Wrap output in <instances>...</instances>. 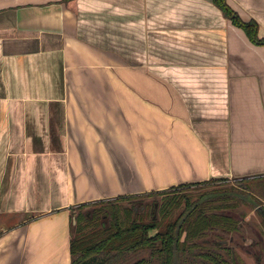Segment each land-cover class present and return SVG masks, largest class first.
I'll return each instance as SVG.
<instances>
[{
    "label": "crops",
    "instance_id": "0c3cea01",
    "mask_svg": "<svg viewBox=\"0 0 264 264\" xmlns=\"http://www.w3.org/2000/svg\"><path fill=\"white\" fill-rule=\"evenodd\" d=\"M221 178H264V43L213 0H0V264H70L79 203Z\"/></svg>",
    "mask_w": 264,
    "mask_h": 264
},
{
    "label": "trees",
    "instance_id": "16d2710c",
    "mask_svg": "<svg viewBox=\"0 0 264 264\" xmlns=\"http://www.w3.org/2000/svg\"><path fill=\"white\" fill-rule=\"evenodd\" d=\"M213 1L249 38L264 43V38L257 36L255 20L244 22L225 0ZM209 181L141 193L157 198L145 209L134 204L138 194L79 203L70 216V264H244L237 248L225 237L238 231L240 220L228 211L236 206L233 191L200 193L193 198L187 191ZM217 197L222 202L206 206ZM122 201L132 202L123 205ZM255 206L260 213L264 209Z\"/></svg>",
    "mask_w": 264,
    "mask_h": 264
},
{
    "label": "rangeland",
    "instance_id": "374dc122",
    "mask_svg": "<svg viewBox=\"0 0 264 264\" xmlns=\"http://www.w3.org/2000/svg\"><path fill=\"white\" fill-rule=\"evenodd\" d=\"M187 191L192 198L200 193L212 192L215 195L220 191H233V203L236 206L233 209H228V211L233 213L238 218L237 220H240L238 221V232L225 234L226 240L229 243H233V245L237 244V252L244 264H264V217H262L259 209L255 206L256 204L264 206V178L254 181L251 179L246 180L245 178L233 181L216 179L196 189L191 188ZM111 198L113 199V197ZM228 198L230 197H225L224 200ZM156 199L154 196L139 195L133 201L137 209H145L149 202L151 203ZM142 201L145 203L144 207L141 206ZM131 202L122 201L121 204L124 205V203ZM220 202L222 200L217 197L213 201L207 202L206 206ZM94 205H98V203ZM204 237H207V235Z\"/></svg>",
    "mask_w": 264,
    "mask_h": 264
},
{
    "label": "water",
    "instance_id": "95a60500",
    "mask_svg": "<svg viewBox=\"0 0 264 264\" xmlns=\"http://www.w3.org/2000/svg\"><path fill=\"white\" fill-rule=\"evenodd\" d=\"M258 207H259V205H258ZM261 213L264 214V209H261ZM182 219H183V217H181V219L179 220V223L177 225V228H178L180 222L182 221ZM174 260L176 261V255L175 254H174Z\"/></svg>",
    "mask_w": 264,
    "mask_h": 264
},
{
    "label": "flooded vegetation",
    "instance_id": "af4514ba",
    "mask_svg": "<svg viewBox=\"0 0 264 264\" xmlns=\"http://www.w3.org/2000/svg\"><path fill=\"white\" fill-rule=\"evenodd\" d=\"M233 232H238V231H233ZM231 235V234H230ZM227 241V240H226ZM244 243H245V241H244ZM236 248H237V244L236 245H234ZM239 246V245H238Z\"/></svg>",
    "mask_w": 264,
    "mask_h": 264
}]
</instances>
